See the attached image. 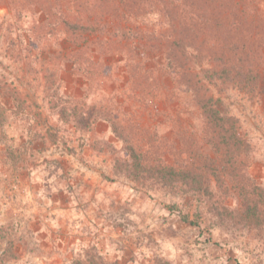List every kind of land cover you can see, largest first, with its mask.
<instances>
[{
	"label": "rangeland",
	"instance_id": "obj_1",
	"mask_svg": "<svg viewBox=\"0 0 264 264\" xmlns=\"http://www.w3.org/2000/svg\"><path fill=\"white\" fill-rule=\"evenodd\" d=\"M10 18L0 6V19ZM192 28L195 39L223 44L212 23ZM16 51L1 34L0 92H17L21 101L8 98L12 110L0 134V264H264V49L254 81L211 83L192 64L239 141L204 136L189 89L173 90L168 76L161 79L166 93L180 101L137 108L118 95L121 129L113 133L98 115L103 91L131 85L123 64L110 58L104 79L102 71L91 84L81 62L60 66V94L75 98L69 105L80 115L63 121L46 98L40 64ZM138 54L159 60L164 49ZM186 166L201 174L198 185L176 180L173 172Z\"/></svg>",
	"mask_w": 264,
	"mask_h": 264
},
{
	"label": "trees",
	"instance_id": "obj_2",
	"mask_svg": "<svg viewBox=\"0 0 264 264\" xmlns=\"http://www.w3.org/2000/svg\"><path fill=\"white\" fill-rule=\"evenodd\" d=\"M2 5L9 8L12 18L0 19V35L10 36L13 47L17 48L16 57L40 64L37 71L44 72L46 98L63 121L68 122L73 116L77 122L80 115L78 106L69 105L76 102L75 98L60 94V66L65 67L67 60L73 64L81 62L79 67L91 84L95 79L100 80L102 71L104 79L110 58L112 65L123 64L120 72L128 74L125 83L131 85L116 87L111 95L103 91L98 115L113 133L121 129L113 105L118 103V95L123 97V103L137 108L161 100L180 101L178 95L166 93L169 86L161 79L168 76L173 90L180 85L189 89L194 102L192 108L198 106L201 111L199 120L204 136H219L223 140L224 136H234L240 140L235 126H225V120L231 118L218 106L211 87L192 68L202 66L211 83L234 82L240 76L245 81L257 80L264 49V0H0ZM152 15L158 19L153 21ZM197 21L212 23L214 30L219 27L218 34L213 36L220 35L218 39L223 44L214 45L205 35L202 40L195 39L190 31ZM186 26L189 35L184 32ZM62 41L69 42L67 50L58 47ZM140 48L164 49V58L144 62L138 57ZM10 97L18 103L21 101L17 92H0V134L12 110L7 101ZM31 135L43 136L36 132ZM37 139L33 137L29 145ZM41 140L45 142L46 138ZM160 169L158 174L165 168ZM173 175L177 176L176 180L184 178L191 186L198 185L201 178L197 170L188 166Z\"/></svg>",
	"mask_w": 264,
	"mask_h": 264
}]
</instances>
